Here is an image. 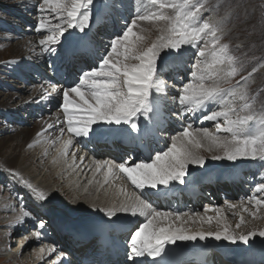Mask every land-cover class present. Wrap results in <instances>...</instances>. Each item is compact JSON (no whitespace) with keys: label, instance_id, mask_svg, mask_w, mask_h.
Here are the masks:
<instances>
[{"label":"snow or ice","instance_id":"obj_1","mask_svg":"<svg viewBox=\"0 0 264 264\" xmlns=\"http://www.w3.org/2000/svg\"><path fill=\"white\" fill-rule=\"evenodd\" d=\"M118 5L123 7L121 0H111L112 9ZM95 7V0H36L33 5L37 13L33 30L41 35L42 52L68 60L86 58L92 65L81 68L77 81L63 89L52 86L49 90L41 85L40 100L50 101L54 93L62 96L58 106L62 118L58 116L53 123L46 122L28 147L43 143L45 155L48 147H55L53 163L63 162L67 170L77 175L86 176L90 172L87 184L97 185L98 191H108L123 179L139 190V194L129 193L120 186L110 206L92 205L93 210L106 218L102 226L125 225L127 222L118 214L137 218L124 252L127 264H176L173 259L176 248L188 242L215 241L251 247L259 238L264 243V230L238 231L245 225L244 213L252 219L260 218L264 199L256 194L264 193V177L256 182L254 194L247 197L246 203L225 202L232 216L238 217L234 227L222 207H205L203 214L160 211L144 195L145 190L152 195L173 190L176 184L187 185V178L192 175L190 168L206 166L209 157L201 155L202 151L209 153L212 161H228L234 167L251 166L238 161L254 162L257 171L264 173V102L257 109V97H250L240 80L232 85L238 75L246 85L257 67L248 76L241 75L243 65L238 64L230 44L223 42L224 19L228 14L220 20L213 19L220 5L210 6L208 0H133V11L127 18L121 17L122 27L100 50L84 45V36L75 38L70 31L87 35L85 30L91 28ZM145 25L154 28L158 35L150 45L142 47L147 40L145 33L150 31ZM189 50L194 62L180 86L170 92L165 73L172 71ZM30 51L35 50L30 48ZM258 67H264V63ZM178 76L176 73L171 78L175 80ZM168 99L178 105L172 112L178 120L188 114L193 117L200 114L202 120L213 122L215 130L195 128L189 122L168 137L163 148L154 150L140 162L93 159L91 168L83 167L86 157L77 156L73 150L77 146L86 148L93 140L115 136L142 142L162 134L161 106ZM54 128L57 130L54 138L42 139ZM5 171L30 189L37 201L49 199L44 191L23 180L15 170L6 168ZM33 218L31 211L22 207L17 223L22 227ZM177 221L181 223L176 224ZM189 221L201 225L215 221L219 227L215 231H205L203 227L194 230L184 226ZM36 228L44 229L45 222L39 220L34 225L32 234L39 239L41 232ZM202 247L206 250L208 245ZM48 251L53 253L56 249L48 247ZM63 256L62 252L56 255L55 264H66Z\"/></svg>","mask_w":264,"mask_h":264},{"label":"bare ground","instance_id":"obj_2","mask_svg":"<svg viewBox=\"0 0 264 264\" xmlns=\"http://www.w3.org/2000/svg\"><path fill=\"white\" fill-rule=\"evenodd\" d=\"M14 1L18 2V3L14 2L16 5V6H14V11L17 12V14L19 16H22L21 10H24V9H29L34 14H36L35 9L33 8V5L35 3H32L31 0H14ZM121 2L123 4V7H119V5H118L117 9H112L111 8V0H95L96 7L94 10V13H95L94 19L91 21V28L85 30L87 35H85L84 33H80L77 30H70V31L74 32L75 38H79L81 36H84V40L82 42L84 45H93V46L97 45L98 46L99 40H101V42L106 44L107 41L102 40V38L97 34V26L109 25V23L111 22L110 18H109L107 23H106V20H104L106 14L109 12H110L109 15L115 14L117 16L121 15V16L128 17L130 15V13L133 11V7L131 8V10L129 8L132 0H121ZM106 4L108 5L107 7L105 6ZM34 21H35V24H34V26H35L37 23V19H35ZM8 24L9 25H5V23L0 20V25L4 26V30H7V32H6L7 34H5V35L0 34V77L1 78H3L4 76L5 77L7 76L8 78L13 77L12 80L10 79L13 82H16L17 79L18 80L22 79L23 82L19 86L21 89L23 87H29V86H27V82L29 80L27 77L29 75H34V77H35L34 79L38 78L39 79L38 82H40L41 84L38 88L36 86H34L33 94L31 97H21L18 93L12 92L10 90V87H7V88L3 87L4 88L3 91H0V117H2V121L4 119V116L6 117V120H10L13 117H20L22 120H24L25 125H26L23 128L16 127V126H13L11 128L7 124L0 125V128L3 129L0 132H4L5 128L10 130L7 134H3V137L1 136L2 138H0V161H1V163L5 169L6 168L12 169V170L19 171L22 174H24L23 180L29 182V179H31L30 181L32 182L33 187L37 188L38 190H40V189L48 190L47 196H50L49 194L53 195L55 193L61 194V193H64V191L66 190L67 192L74 193V195H76V198L78 199V201L84 203L83 206L85 207V209L89 210V213L86 211L81 212L79 214L73 212V214L70 216V218H67L65 213H64V215H62V213H60V211H59L60 209L57 210L55 206L51 207V205H48L47 202L42 203V206L46 207L44 213L40 212V215L43 218L45 216L48 217L47 212H51L53 214H56L57 216H59L60 220H63V222L67 225V226H63V225L58 226L55 223L56 228H54V230L56 232L58 230H60V232L63 233L60 235V239L57 241L58 243L62 244L61 243L62 240H64L65 242L69 241L70 243L72 241L76 240V242H78L77 245H79V244H82V242H79L78 238L81 237V239H82L86 235L95 234L96 232L92 231V229H90V227L97 229L98 225L106 219L102 213H100L99 211L93 210V208H92L93 204H95L98 208L110 206L113 202H115L114 201V193H115L116 188H118L120 186L125 187L129 193L136 191L139 194V192H138V190L134 189L126 179L116 181L115 186L113 188L109 189L108 191H105V189H100L98 191L97 185L93 184V185L89 186L87 184V180L91 178L90 172L87 173L86 176L85 175H77V173L70 172L69 170H67L65 168V165L63 164V162H60L58 169H55V164H58V163H53V158L56 156L55 147H48L47 155L44 154L46 145H44L43 143H37L32 148L28 147L29 144L33 143V141L37 139L36 134L38 132H41L45 128L46 122L53 123L54 121H56V118L58 116L62 118V112H60L59 108H58L59 104L62 103V96L54 93V94H52L53 98L50 101L40 100V97L42 94L40 93L39 88L41 87V85H43V87H45L46 89L50 90L52 86H56L57 88L63 89L64 87L70 85L71 83L68 81L66 84L63 83V84L57 86L58 85V83H57L58 75H56L55 73L53 75H51V71L49 70V68H45V69L43 68V66L46 65V62H48L49 59L53 58L54 60H56L58 58V56L56 54L43 53L41 47L39 48L38 41L36 42V41L32 40V38H34L36 36H34L32 38H28L30 34L36 33V32H34V30L27 29V31H25L26 32L25 34L27 36L26 35L19 36L20 34L18 35L17 33H15V34L10 33L9 34V32L13 31V25L10 23H8ZM121 24H122V22H121ZM145 27H148V25H145ZM105 29H108V27L103 26L102 30H104V31H106V33L110 34L111 35L110 37H112L114 35V31L105 30ZM114 29H116V28H114ZM153 31H155V29ZM151 38H152V36H151ZM30 48H33L35 51H30ZM186 52L187 51H185L183 59L176 62L173 70H175V69L177 70L178 67L179 68L182 67L183 69H185L184 58L186 60L190 59L189 56H187L188 54H186ZM72 61L73 60H69V63ZM37 62L39 65L37 64ZM88 66H91V65L89 64ZM1 68L3 69V71L4 70L6 71V75H1L2 74ZM176 70H175V72H176ZM5 71H4V73H5ZM170 74H171V71H170ZM73 77L77 78L78 74L74 75ZM173 84H174L173 79H171V77H169L168 78L169 87L172 86L173 88H175L174 87L175 84L174 85ZM174 90H173V92H175ZM17 98H19L18 99L19 101L15 102V100ZM38 100L40 102L37 103L36 101H38ZM14 102L17 103V106L14 104ZM168 102L170 103V99H168L166 103H168ZM14 105L16 106V108L12 109V107H15ZM28 109H30V110H28ZM26 110H27L28 115H29V113L32 112V116H34L33 121L31 120L32 118H30L31 121H29V120H27L26 117H24V115H26L25 114ZM33 111L35 112V115H34ZM43 111H45L44 116L41 114ZM167 111H166V109L163 110V105H162L161 106L162 117L164 118V116H168L169 119L170 118L172 119L171 110L168 109ZM197 115H200V114H197ZM172 120H175V119H172ZM195 121H196L195 118L192 119L190 116H185L183 123L186 124L188 122H191L193 124V127H194ZM202 122H204V120H202ZM168 123H169V121H168ZM206 123H209V122H206ZM59 126L60 125L57 122V128ZM168 127H169V125L167 126V128ZM171 128H173V127H171ZM174 128H176V126H174ZM11 129H13V130H11ZM164 132H166V131H164ZM56 135H57V130L55 128L49 129L44 134V137L42 139L46 140L49 138H54ZM66 137H67V133H65V138ZM165 137H170V136L165 135ZM155 140L158 142H156V145H154L153 147H156V149H161L164 147L165 141H163V138H159L158 136H156ZM147 144L149 145V142L146 139V140H144V143L138 142L136 144L137 145L136 148H135V146H132V145H127L125 147L126 151H129L130 154L134 157V159H132V160L128 159L129 164L134 163V162H140L141 160H144L149 154H151V152L154 151V149H152L150 152V147H147L146 146ZM88 145H89V143L87 144V146ZM6 150L9 151L8 155H6V153L4 152ZM73 150L77 151V156L85 155L86 158H85V163L83 166L85 169L92 167L93 159L109 160L107 158H102V157H99V158L89 157L88 153L85 151V150L90 151L89 147L85 148L82 145L77 146V148H75ZM23 153L24 154L27 153V155H26L27 158L38 156L41 159V161L38 163V165H36L37 167H35L34 164L32 166H28V165L25 166L24 164H25L27 158ZM69 159H70V157H69ZM40 166H44V170L46 169L45 174L41 178L38 175L31 176V175H33V173L37 172V170H38L37 168ZM207 166L208 165L206 163V166L204 168H207ZM253 166H254L253 170H251L252 168L250 170H248L249 168H247L246 166H241L238 168V171H240V173L242 174V170L244 169L243 174H246L247 172H249L250 175L253 174L255 177H258L261 173L257 171L255 163L253 164ZM47 168L53 169L54 171L55 170L57 171V172H55V174L57 176H59L60 178H62V180H63V181L61 180L63 182V184L61 186H58L56 188L57 183L59 182V180H58L59 178H52L53 180H56L53 183H50V181L52 179L51 180L49 179L48 182L43 180V177L52 176L51 173H47V171H48ZM204 168H194V169L192 168V169L197 170V171H201ZM238 171L233 172V173L223 171V173H220V174H213L210 171L207 173H203L201 175H199L197 172L194 171V173H192L191 177L187 178L188 183H187L186 187L192 188L193 187L192 185H194L196 183H201L205 178H207L208 180H211V178L213 180L215 178L223 180V179H226L227 176H232V175H234L232 177L234 180H236V182H240V179L237 177L238 174H236V173H238ZM97 179H100V177L98 176ZM228 180H229V182H233L232 179L231 180L228 179ZM226 182H228V181L226 180ZM59 183H61V182H59ZM225 183H223L222 186ZM53 184L56 186L54 187ZM182 186H185V185L176 184L175 188H179ZM85 188H87V191H85ZM106 188H108V186H106ZM146 192L149 194V190H146ZM159 194H161V193H159ZM159 196H161V195H159ZM234 196L237 197V194H235ZM28 198H33L32 193L29 196H27V199ZM53 199H55V198H53ZM232 199H234V198H232ZM231 200H229V202H232ZM36 203L34 206L39 208L41 203H39V202L37 204ZM232 203H234V202H232ZM219 205L225 209L226 215L227 214L232 215L230 212L228 213V210L226 208V203H223L222 200H220L219 204H217V205L214 204L211 207H220ZM205 206L209 207V205H207V204H205ZM238 210H240V209H238ZM79 211H81V210H79ZM160 211H162V210H160ZM35 213H37V212H35ZM198 213H200V212H198ZM118 215H120L122 220H125L126 222H129V223L132 222V223H136V224L138 223L137 218H133L131 216L125 217L124 214H118ZM208 215H212V213H208ZM50 216L48 217V219H50ZM45 219H47V218H45ZM139 219L142 220L143 218H139ZM184 219L187 220L188 217H184ZM51 222L53 223L55 221L51 220ZM180 223H181L180 221L176 222V224H180ZM214 224H215V222H214ZM32 225H33V223H32ZM46 225L50 226L48 224H46ZM125 225L128 226L129 224L126 223ZM207 225H209V224L205 223V224L201 225L199 222L192 223L191 221H189L184 226L192 228L194 230L200 229L201 227H203V229L205 231H208V230L215 231L219 227V226H217V224H216V226L214 225V227H211V226L207 227ZM117 226H122V225L117 224ZM244 229L245 228L242 227L240 230L243 232H247ZM129 232L125 234V236L127 238L129 236ZM43 234L44 235L41 236L39 239H36L37 241H40V243H42V246L37 248V250L40 249L39 252L41 254L45 255L46 258L38 261L36 264H40L41 262H43V264L44 263L55 264V257H56V255L59 254L58 248L56 247L57 243H55V246L50 245L49 243H46L45 237L48 235V233L44 232ZM53 234L54 233L51 232L50 237L53 236ZM84 239H87V238H84ZM84 239H82V240H84ZM24 240H21L19 242V245L17 246V248L15 250H13V252L8 254L9 257L18 256L19 253H22V255H23L27 252V250L30 248V244H32V243L26 244V242ZM84 242H85V240H84ZM221 243H223V242H221ZM224 245L228 251H231L233 253H236L239 250L236 247H234L233 245H229V244H225V243H224ZM49 246L54 247L56 249V252L49 253V251H48ZM112 246H114V245H112ZM116 247L119 248V245H116ZM41 248L44 249L43 252H41ZM247 251L253 253L250 250H242V252H247ZM35 252H36V250H35ZM258 253H260L262 255L264 252L259 251ZM35 255H37V254H35ZM238 256L239 257H237V258L240 259L241 256L240 255H238ZM64 257H66V256H63L62 259ZM233 260H234V258H233ZM27 261L28 260L26 259L25 262H27ZM97 261H100V259H97ZM29 262L26 264H30Z\"/></svg>","mask_w":264,"mask_h":264},{"label":"rangeland","instance_id":"obj_3","mask_svg":"<svg viewBox=\"0 0 264 264\" xmlns=\"http://www.w3.org/2000/svg\"><path fill=\"white\" fill-rule=\"evenodd\" d=\"M32 3H36V0H31ZM18 3L17 1L14 0H0V20L5 23V25H9L8 23L13 25V31L9 32V34L17 33L19 36L26 35L25 31L27 29L33 30L34 29V24H35V19H37V13L34 14L31 10L29 9H24L21 10L22 16H19L17 12L14 11V6L15 3ZM29 4V3H28ZM208 4L210 6L212 5H220L219 11L213 16V19L215 20H220L221 18L226 17V13L228 14L227 17L224 19V40L223 42L229 43L231 50L233 54L237 57V62L238 64L243 65V71L241 72L242 76H248L249 72H252L253 67H257V71L252 73V76L248 79L247 84L245 85V82L241 80V76L238 75L232 80V85L236 84L237 80H240L241 86H245L247 88L249 96H255L257 97V103H256V108L259 109L261 106V103L264 102V67H258L260 63H264V0H208ZM133 7V0L130 3V10ZM110 13V12H109ZM109 13L106 15V22H108L109 18L111 17ZM28 14V15H27ZM115 15V14H114ZM208 15V14H206ZM116 16V15H115ZM7 19V20H6ZM118 21H120V17L118 16L116 18ZM108 27V29L105 30H114L115 25L113 23H109V25H104ZM103 27L98 28L97 27V34L102 38V40L107 41L108 38L111 36L110 34L106 33V31L102 30ZM150 28V31L145 33L147 35V40L144 42L142 47H146L150 45V42L152 40L156 39V36L158 33L154 30V28ZM7 30H4V26L0 25V34L5 35ZM150 32V33H149ZM28 34V33H27ZM30 34V33H29ZM17 35V36H18ZM27 36V35H26ZM36 36V37H34ZM152 36V38H151ZM34 37V38H32ZM28 38H32L33 41H38L39 44V39L41 38L40 34L37 33H32L29 35ZM151 38V39H150ZM103 44V45H102ZM105 43L101 42L99 40L98 46L94 45L96 48L103 50L105 47ZM41 46L39 45V48ZM192 52L189 50L186 52L188 54L190 59L186 60L184 58V64H185V69H182V74H180V77L177 79V82L181 83V80L184 74V71L188 73L189 68L191 66V62H194L192 60ZM191 54V55H190ZM40 55V54H39ZM60 62L63 59L62 56H59L57 58ZM55 60L53 58L49 59L48 62H46V65L43 66V68H49L52 67L54 72L59 71L57 68V65H55ZM38 64V62H37ZM39 65V64H38ZM50 70V69H49ZM5 71V70H4ZM3 69L1 68V75H6V71L4 73ZM45 72V71H44ZM62 74L61 80H57V83L59 85L64 83V80H67L71 74L66 75ZM53 75V74H51ZM13 78V77H12ZM12 78H8L7 76L1 78L0 77V91H3L4 88L10 87V90L12 92L18 93L21 97H31L33 94V89L34 86L37 88L40 86V82H38V78L34 79V75H29L27 78L29 79L27 82V86L29 87H23L22 89L19 87L23 80H16V82L11 81ZM43 78V77H42ZM11 79V80H10ZM165 79L168 82V73H165ZM74 83L77 81V79L72 80ZM180 83L175 84V88L172 86L169 87V91L173 92V90L177 89L180 86ZM174 85V84H173ZM231 85H224V87H230ZM4 87V88H3ZM2 89V90H1ZM174 90V91H175ZM19 98L15 100V102H18ZM14 104L17 106V103ZM171 103V104H170ZM170 103H166V105H163V110L166 109V111L169 109L171 112H173L175 109H177L178 105L174 104L172 100L170 99ZM14 105V106H15ZM12 107L13 108H16ZM166 106V107H165ZM169 107V108H168ZM173 109H172V108ZM175 108V109H174ZM30 110V109H28ZM32 111V110H31ZM34 112V111H33ZM168 112V111H167ZM26 115L24 117L27 118L29 121L34 120V116H32V112L27 113L26 110ZM43 116L45 115V111L41 113ZM35 115V112H34ZM172 117H176L172 115ZM30 118H32L30 120ZM177 118V117H176ZM0 125L2 124H7L9 127H20L23 128L25 127V122L22 120L20 117H13L10 120H6V117L4 116V119L2 121V117H0ZM179 123L183 122L184 119L181 118ZM5 120V121H4ZM209 123L207 124V128L210 130L214 131V124L211 123L212 121H208ZM189 123V122H188ZM198 123V124H197ZM200 120L195 121V128H200ZM204 124V123H203ZM6 126V125H5ZM170 126V125H169ZM198 126V127H196ZM205 127V126H204ZM171 128V127H169ZM175 129V128H174ZM3 130L0 128V131ZM4 132H0V138L3 137V134H7L10 130L9 129H4ZM13 130V129H11ZM171 130V129H169ZM178 131H175L177 133ZM2 136V137H1ZM6 155H8L9 151L6 150L4 151ZM24 154V153H23ZM25 156L27 153L24 154ZM201 155H204L205 157H209L207 160V168L202 169L201 171L193 170L190 168V172L194 173L197 172L199 175L207 172H212L213 174H220L223 173V171H227L230 173L238 171L239 167H234L231 162L228 161H212L210 159V154L207 152H201ZM27 158V156H26ZM36 158V159H35ZM35 160V161H34ZM41 161V159L38 156L34 157H28L25 162V166H32L33 164L35 167L38 165V163ZM238 164H252V162H241L238 161ZM59 163L55 164V169H58ZM1 161H0V264H26L30 260V264H36L38 261L43 260L46 258L45 255L41 254L39 252L40 249L37 250V248L42 246V243L40 241H37L36 236L32 234L34 225L39 221V220H45L47 217H42L40 215V212L44 213L41 209L37 208L35 203L39 202L35 199V196L33 195V198H28L31 194L30 189H27L23 184L19 182L18 179H13L6 171L5 168L3 167ZM249 168L248 170H253V166H246ZM46 168V167H45ZM37 172L33 173L31 176H36L38 175L40 178L45 174L44 166H40L37 168ZM48 171L47 173H51L52 176L48 177H43L44 181H49L52 178H59V182L57 183V186L53 184V186L56 188L58 186H61L63 184L62 178L57 176L53 169L47 168ZM210 169V170H209ZM51 170V171H50ZM19 173L20 177H24V174H22L19 171H16ZM5 173V174H4ZM31 173V172H30ZM249 172L246 173V177H242L245 182H253V176L249 175ZM264 177V173H261L258 177H255L254 179L257 181L261 180V178ZM29 179V183L32 184V182ZM57 180V181H58ZM62 180V181H61ZM56 180H51L50 183L55 182ZM8 185V186H7ZM246 185L249 188H254V185L250 183H246ZM41 191H44L46 195H48V190L46 189H40ZM139 192V190H138ZM67 192L66 190L64 193H55V194H49L50 196L49 199L46 201L48 205H51V207L55 206L57 210L62 213V215H66L67 218H70V216L74 213H81V212H88V209H85L83 206L84 203L78 201L76 198V195L74 193ZM72 194V195H71ZM247 194V192H245ZM254 194V190H252L251 195ZM250 195V196H251ZM259 198L264 199V193H258L256 194ZM249 196V195H248ZM51 197V198H50ZM55 198V199H53ZM76 198V199H75ZM34 200V201H33ZM30 201V202H29ZM245 202L246 200H233L232 202L234 203H241ZM45 202V201H44ZM44 202H39V203H44ZM50 202V203H49ZM36 203V204H37ZM52 203V204H51ZM222 203V202H221ZM225 203V202H223ZM223 205V204H222ZM220 206V205H219ZM25 208L27 210H30L32 213V216L34 217L33 219H28L27 222L23 224V226H19L17 223V217L20 215L21 208ZM221 207V206H220ZM251 208V206L249 205ZM55 210V209H54ZM81 210V211H79ZM237 211H240L237 209ZM37 212V213H35ZM198 212L200 214H203L204 209H200ZM196 212V213H198ZM230 211H228L229 213ZM231 213V212H230ZM214 215V213H212ZM245 215V225L242 226L244 227L246 231L249 230H264V209L261 210L259 213V217L257 219H252L247 213H244ZM228 216V222L235 226V223L238 220V217L232 216L227 214ZM215 221H213L212 225H207V227H214L216 226V223L214 224ZM33 223V225H32ZM10 225H15V227H9ZM205 226V225H204ZM219 226V225H217ZM36 231H47L49 230L47 225L45 224L44 229H35ZM238 231H241L240 229ZM44 233V232H43ZM41 237V236H40ZM58 239L59 237L56 236ZM25 239V240H24ZM21 240H24L27 243H32L30 244V248L27 250L25 254L22 255V253H19L18 256H11L9 257L8 254L13 252L19 245V242ZM35 242V243H34ZM57 243L56 247L60 248L59 243L57 240L51 241L49 244L54 245ZM25 244V243H24ZM244 249H250L251 251L254 252H259L263 251L264 252V243H261L259 238L254 242V244L249 247L246 245H242ZM46 247V246H45ZM50 247V246H49ZM36 250V252H35ZM39 253V254H38ZM37 254V255H35ZM27 257V258H26ZM35 257V258H34ZM28 260L25 262V260ZM34 259V260H33ZM34 262V263H33Z\"/></svg>","mask_w":264,"mask_h":264}]
</instances>
